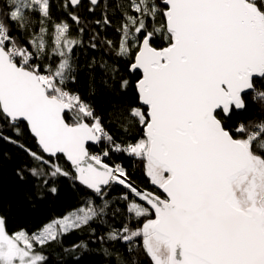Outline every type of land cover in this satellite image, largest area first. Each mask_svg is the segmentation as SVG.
Here are the masks:
<instances>
[{
  "label": "snow or ice",
  "instance_id": "snow-or-ice-1",
  "mask_svg": "<svg viewBox=\"0 0 264 264\" xmlns=\"http://www.w3.org/2000/svg\"><path fill=\"white\" fill-rule=\"evenodd\" d=\"M85 68L116 98L107 123ZM0 141L38 199L78 194L34 230L0 215V264L51 246L60 264H264V0H0Z\"/></svg>",
  "mask_w": 264,
  "mask_h": 264
},
{
  "label": "trees",
  "instance_id": "trees-1",
  "mask_svg": "<svg viewBox=\"0 0 264 264\" xmlns=\"http://www.w3.org/2000/svg\"><path fill=\"white\" fill-rule=\"evenodd\" d=\"M93 18L91 15L89 16V19ZM85 40H87V37H85ZM80 63H84L83 54L80 57ZM121 71L127 76L123 68ZM93 77H95V83H93ZM128 78L134 81L138 78V74ZM77 86L93 103L96 113L107 123L111 114L110 104L116 98L101 83L100 70L97 69L95 73H92L85 68L80 73ZM21 127L24 133L20 138L21 142L36 150L38 146L28 131L26 124L22 123ZM7 134L12 135L11 132ZM101 147L90 145V151L99 152ZM25 159L27 157L21 149L0 141V215L6 218V226L9 233L21 228L34 230L36 226L49 217L63 214L70 206L75 205L78 200L77 192L63 179L60 182V192L57 196L46 194L44 199H38L32 179L20 181L16 176V169ZM112 159L128 167L133 173V179L137 184L143 187L149 183L144 175L143 166L139 161L131 160L123 155H113ZM116 191L118 192L120 189L117 188ZM81 238L86 237H81L80 234L73 232L64 238V247H69L71 243ZM59 253L60 249L58 247L51 246L45 253L49 256L48 264H60ZM80 264H107V261L95 253H85ZM144 264H149L147 258H144Z\"/></svg>",
  "mask_w": 264,
  "mask_h": 264
},
{
  "label": "water",
  "instance_id": "water-1",
  "mask_svg": "<svg viewBox=\"0 0 264 264\" xmlns=\"http://www.w3.org/2000/svg\"><path fill=\"white\" fill-rule=\"evenodd\" d=\"M30 132V131H29ZM31 134V133H30ZM32 135V134H31ZM34 138V137H33Z\"/></svg>",
  "mask_w": 264,
  "mask_h": 264
}]
</instances>
